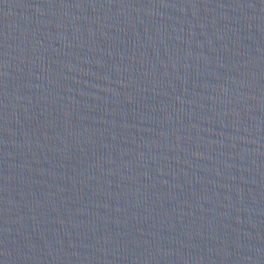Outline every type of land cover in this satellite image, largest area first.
<instances>
[{
	"label": "water",
	"instance_id": "obj_1",
	"mask_svg": "<svg viewBox=\"0 0 264 264\" xmlns=\"http://www.w3.org/2000/svg\"><path fill=\"white\" fill-rule=\"evenodd\" d=\"M0 264H264V37L196 0H0Z\"/></svg>",
	"mask_w": 264,
	"mask_h": 264
}]
</instances>
